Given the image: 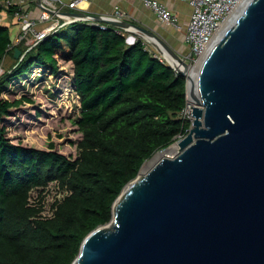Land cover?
Instances as JSON below:
<instances>
[{"label": "trees", "instance_id": "1", "mask_svg": "<svg viewBox=\"0 0 264 264\" xmlns=\"http://www.w3.org/2000/svg\"><path fill=\"white\" fill-rule=\"evenodd\" d=\"M16 9L0 7L11 16ZM107 25L76 21L26 51L22 43L9 50L10 27L0 23V63L15 48L26 51L0 85V264H72L84 238L110 222L114 201L144 162L191 127L182 115L186 77L140 37L129 43L127 31ZM58 60L72 64L80 101L75 158L53 150V144L43 150L7 136L8 117L32 100H11L1 87L34 64L55 74ZM52 182L69 193L44 215L41 191ZM35 189L41 190L31 200Z\"/></svg>", "mask_w": 264, "mask_h": 264}, {"label": "water", "instance_id": "2", "mask_svg": "<svg viewBox=\"0 0 264 264\" xmlns=\"http://www.w3.org/2000/svg\"><path fill=\"white\" fill-rule=\"evenodd\" d=\"M90 16L155 40L190 66L148 28ZM169 65L186 77L191 105L180 152L159 156L142 177L140 169L72 264H264V0L245 5L206 54L195 84Z\"/></svg>", "mask_w": 264, "mask_h": 264}, {"label": "rangeland", "instance_id": "3", "mask_svg": "<svg viewBox=\"0 0 264 264\" xmlns=\"http://www.w3.org/2000/svg\"><path fill=\"white\" fill-rule=\"evenodd\" d=\"M3 18L0 19V23H6L8 20L5 21V17ZM8 26H10L11 39L13 40L18 34L19 26L18 24ZM137 37V35L128 32L127 41L132 43ZM141 39L145 42L147 48L169 64V61L153 44L143 38ZM20 47L24 48L25 46L22 44ZM14 54L15 51L8 53L0 63V85L6 76L17 69L25 55L20 54L19 58H15ZM180 55L183 56V54ZM186 63L190 66L193 65L189 61ZM58 67V72L53 74L48 67L34 64L28 72L13 77L1 87L3 90L2 96L11 100L22 96L32 100V103L23 104L15 109L12 115L8 117L5 122L7 136L14 143L43 150H49V145L53 144V150L67 157L75 158L77 156V142L81 138V133L76 124L80 114V101L73 86L72 64L58 60ZM182 115H186L192 120L189 103ZM179 138L181 137H178L174 143L155 152L150 159H147L140 173L142 174V171L145 173L146 169L159 158L158 152L165 150L167 157L176 156L180 152L177 142ZM159 161L160 159H158ZM40 190L35 189L32 191L31 200L37 197ZM68 193L67 190L60 188L56 182H52L45 187L41 191V194L44 195L43 214L51 215L54 202L63 199Z\"/></svg>", "mask_w": 264, "mask_h": 264}, {"label": "built area", "instance_id": "4", "mask_svg": "<svg viewBox=\"0 0 264 264\" xmlns=\"http://www.w3.org/2000/svg\"><path fill=\"white\" fill-rule=\"evenodd\" d=\"M84 0H70L66 7L72 10L79 8ZM157 16L167 25L177 26L178 18L165 4L158 0H142ZM191 6V16L185 23V43L188 51L181 56L183 61H189L191 66H200L206 54L210 50L214 40L220 34L224 24L241 5L244 0H182ZM36 2V0H35ZM39 12L32 16L28 10L22 7L19 0H0V6L4 9L16 6L14 18H16L19 31L12 40L9 50L22 43L26 51L36 46L40 41L54 34L76 21H85L97 24L101 29L107 28V23L97 22L90 15H72L62 10L52 0H40L36 2ZM112 20H127L128 14L115 8L110 14L103 15ZM21 53L23 56L25 53ZM161 61H164L160 56ZM167 61L168 58H165ZM185 116V115H184Z\"/></svg>", "mask_w": 264, "mask_h": 264}, {"label": "crops", "instance_id": "5", "mask_svg": "<svg viewBox=\"0 0 264 264\" xmlns=\"http://www.w3.org/2000/svg\"><path fill=\"white\" fill-rule=\"evenodd\" d=\"M19 1L22 4V7L28 10L32 16H36L38 14L39 9L35 0ZM68 1L70 0H52V2L57 3V5H59L62 10L70 13L85 12L90 15L103 16L110 14L115 8H120L128 14V21L153 31L179 55H185L188 51L187 45L185 43L184 32L185 23L191 16V6L185 1L158 0L165 4L174 14L177 15L179 24L177 26L167 25L166 23L162 22L142 0H84L76 10L66 7V3ZM3 17H5V21L7 19L8 20L6 23L2 22V24H17L16 18L10 14H7V11L0 10V19ZM183 51L185 52L181 53Z\"/></svg>", "mask_w": 264, "mask_h": 264}, {"label": "bare ground", "instance_id": "6", "mask_svg": "<svg viewBox=\"0 0 264 264\" xmlns=\"http://www.w3.org/2000/svg\"><path fill=\"white\" fill-rule=\"evenodd\" d=\"M250 0H244L241 5L236 9V11L232 14V16L228 19V21L224 24L222 30L220 31V34L218 35V37L214 40L213 45H215L217 42H219L223 35L225 34L226 30L228 28H230L231 25H233L235 19L237 18V16L242 12L243 8L245 7V5L249 2ZM153 44H156L159 49L161 50V52L167 56V58L174 64L175 67H177L178 69L186 72V74L192 78L193 80V83L195 84L196 82V79H197V75H198V70H199V66H186L180 62H177L176 60H174L170 55H168V53L166 52V50L161 46L160 43H158L157 41L155 40H150ZM211 46V47H212ZM195 67V68H194ZM191 106V105H190ZM158 156H164V157H167L166 156V153H165V150L164 151H161V152H158L157 154ZM146 165V164H145ZM143 171H142V174L140 173V176L142 177L143 175Z\"/></svg>", "mask_w": 264, "mask_h": 264}]
</instances>
